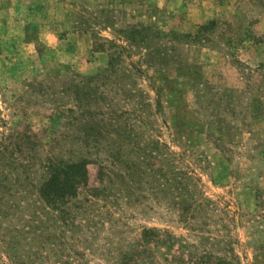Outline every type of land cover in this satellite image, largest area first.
<instances>
[{
  "label": "rangeland",
  "instance_id": "1",
  "mask_svg": "<svg viewBox=\"0 0 264 264\" xmlns=\"http://www.w3.org/2000/svg\"><path fill=\"white\" fill-rule=\"evenodd\" d=\"M0 264H264V0H0Z\"/></svg>",
  "mask_w": 264,
  "mask_h": 264
},
{
  "label": "trees",
  "instance_id": "2",
  "mask_svg": "<svg viewBox=\"0 0 264 264\" xmlns=\"http://www.w3.org/2000/svg\"><path fill=\"white\" fill-rule=\"evenodd\" d=\"M215 25V22H209V24L200 26L199 30H209ZM53 166L55 167L51 170L50 178L42 183L39 189V193L44 200L55 203L66 196L76 195L80 186L88 184L89 172L86 160L65 164H63V161H59Z\"/></svg>",
  "mask_w": 264,
  "mask_h": 264
}]
</instances>
